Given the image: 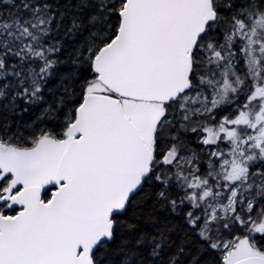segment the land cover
Listing matches in <instances>:
<instances>
[{
    "label": "snow or ice",
    "instance_id": "6c2138e0",
    "mask_svg": "<svg viewBox=\"0 0 264 264\" xmlns=\"http://www.w3.org/2000/svg\"><path fill=\"white\" fill-rule=\"evenodd\" d=\"M0 264H264V0H0Z\"/></svg>",
    "mask_w": 264,
    "mask_h": 264
}]
</instances>
